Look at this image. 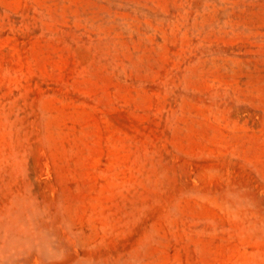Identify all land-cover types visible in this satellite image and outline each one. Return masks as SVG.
<instances>
[{
  "label": "rangeland",
  "instance_id": "1",
  "mask_svg": "<svg viewBox=\"0 0 264 264\" xmlns=\"http://www.w3.org/2000/svg\"><path fill=\"white\" fill-rule=\"evenodd\" d=\"M0 264H264V0H0Z\"/></svg>",
  "mask_w": 264,
  "mask_h": 264
}]
</instances>
